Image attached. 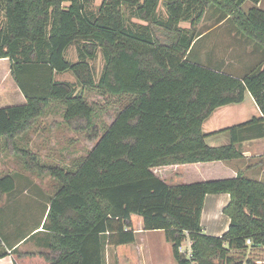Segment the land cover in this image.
<instances>
[{
    "label": "trees",
    "instance_id": "16d2710c",
    "mask_svg": "<svg viewBox=\"0 0 264 264\" xmlns=\"http://www.w3.org/2000/svg\"><path fill=\"white\" fill-rule=\"evenodd\" d=\"M94 1L0 0V59H8L11 78L25 98L23 105L0 108V138L26 171L48 174L60 184L41 226L47 237L44 261L104 264L106 245L134 243L135 215L144 231L164 233L177 264H242L233 262L232 254L264 249V185L238 176L169 186L151 169L231 160L239 156L237 143L264 137V61L238 78L190 57L199 36L194 26L205 8L214 10L215 24L229 21L264 55L261 0H249L247 12L241 8L247 0H101L92 13ZM161 2L164 18L158 16ZM71 45L75 62L65 56ZM99 51L104 65L95 81L91 62ZM65 72L75 83L55 81V74ZM88 89L132 99L75 171L41 165L36 155L16 146L52 105L62 107L69 130L96 136L95 111L83 96ZM246 92L263 117L225 129L228 146L208 147L203 121L218 107L242 102ZM13 189L14 177H0V194ZM208 194L230 197L223 209L230 223L221 237L201 231ZM186 239L190 257L180 251ZM6 254L0 247V258Z\"/></svg>",
    "mask_w": 264,
    "mask_h": 264
},
{
    "label": "crops",
    "instance_id": "0c3cea01",
    "mask_svg": "<svg viewBox=\"0 0 264 264\" xmlns=\"http://www.w3.org/2000/svg\"><path fill=\"white\" fill-rule=\"evenodd\" d=\"M263 3L261 0L257 5L262 10H264ZM224 23L221 22L216 26L222 27ZM230 26L233 28L232 25ZM188 28L184 27V29ZM208 32H201L196 43L205 38ZM248 42L250 45H255ZM255 47L254 56H250L247 60H253L252 62L258 64L259 60L257 61L256 57L260 55L264 58V55L256 45ZM237 56L239 55L237 54ZM241 59L235 60L236 63L238 62L235 67L236 70L241 69L242 72L237 74L225 70L224 72L241 78L244 74L241 66L244 57ZM0 60L7 62L4 65L5 68L3 67V74L0 76V92L4 94L5 107L25 104L23 94L11 78L8 59ZM61 74L63 73L54 75L55 81H62L56 79ZM77 91L79 90L77 89ZM262 117L254 98L246 92L242 102L218 107L203 121L201 130L205 135V144L210 148L228 146L230 137L225 129L246 123L253 118ZM235 149L239 156L231 160L159 166L152 168L151 172L169 186L231 180L238 176L264 185V137L243 140L235 145ZM5 175L14 177V189L8 193L0 194V247L7 253L6 256L0 258V264H47L43 258L46 252L47 237L41 226L45 221L49 202L54 197L56 189L53 195H48L37 182L33 183L29 179L31 174L28 172L4 174L0 177ZM229 201L228 194H208L204 197L200 214V226L203 234L221 237L227 232L230 219L223 213V209ZM134 217L135 215L131 216V229L135 234L134 243L122 246L106 245L104 264H121L124 259L134 264H177L172 256V245L166 241L164 233L162 231H144L141 218L137 216L140 220L136 219L135 221ZM154 233L160 234L159 240H152L151 234ZM30 235L33 236L30 237ZM184 241L187 242V245L183 247L182 243L180 251L189 257L191 253L190 241L188 239ZM158 251L165 252L164 256L166 257L161 260L162 262L156 255ZM250 255H264V249H248L244 254L245 258L242 264L248 262L247 259ZM255 264H264V260L257 259Z\"/></svg>",
    "mask_w": 264,
    "mask_h": 264
},
{
    "label": "rangeland",
    "instance_id": "374dc122",
    "mask_svg": "<svg viewBox=\"0 0 264 264\" xmlns=\"http://www.w3.org/2000/svg\"><path fill=\"white\" fill-rule=\"evenodd\" d=\"M101 0H95L89 4V10L92 13H96L100 5ZM264 2V0H263ZM252 6L249 0L245 1L241 6L244 12ZM264 6V3H263ZM125 8V9H124ZM125 17L128 15L126 7H124ZM164 7L162 2L158 7V16L161 18L165 17ZM212 8H205V14L201 20L194 26L196 33L206 32L207 36L199 40L194 44L191 50L190 57L195 60L198 64L205 68L219 69L222 72H233L235 74L242 72V70H236L235 65L238 63L235 60L244 57L242 68L243 73L249 72L255 66L262 65L264 58L259 55L256 57L258 64L250 60V56L255 54V45L250 43L231 27L229 21H226L222 27L216 26V17ZM194 18V14L191 16ZM132 21L145 24V22L132 19ZM2 18L0 16V25ZM189 22H181L180 27H189ZM211 30V31H210ZM253 46V48H252ZM252 52V55L250 53ZM237 54L239 56H237ZM237 56V58H235ZM66 57L69 61H76L75 46L71 45L68 48ZM262 57V58H261ZM195 58V59H194ZM254 59V58H253ZM246 60V61H245ZM242 62V61H241ZM7 62L0 60V76L4 70ZM234 63V64H233ZM222 64V65H221ZM104 61L100 51L97 53L96 59L91 62L95 81H97L101 74ZM4 67V68H3ZM7 67V66H6ZM1 78V77H0ZM69 83H75V79L70 72H65L56 78ZM80 90L79 88H77ZM83 96L87 103L92 106L95 111L92 130L96 131V136L91 135L92 131L87 132H73L69 130L63 123L61 116L62 107L52 105L45 110L44 115L39 118L36 122V126L32 128L26 135L16 140V146L29 150L31 153L36 155L38 162L41 165L49 167H60L64 171H75L80 162L84 160L88 152L97 142V139L103 134L106 128L113 121L117 113L130 102L132 96L125 95L121 97L109 96L107 94H101L97 90L88 89L83 91ZM4 94L0 92V108L5 107ZM52 110V111H50ZM26 173L23 161L18 156L9 154L4 146V139L0 138V175L12 174V173ZM31 174L29 179L34 183L37 182L41 189L48 195H53L55 189L60 187V184L48 174H37L36 172H28ZM136 219L139 217L135 216ZM152 240H159L160 234L154 233ZM187 245V242H183V247ZM160 262L164 260L166 256L164 251H158L156 253ZM233 262L244 261V255L232 254ZM257 259L264 260V255H250L247 259L246 264H255ZM134 264V263H133Z\"/></svg>",
    "mask_w": 264,
    "mask_h": 264
},
{
    "label": "built area",
    "instance_id": "2783aa9c",
    "mask_svg": "<svg viewBox=\"0 0 264 264\" xmlns=\"http://www.w3.org/2000/svg\"><path fill=\"white\" fill-rule=\"evenodd\" d=\"M246 244H247V245H250V240H247V241H246ZM189 257H190V254H189Z\"/></svg>",
    "mask_w": 264,
    "mask_h": 264
}]
</instances>
